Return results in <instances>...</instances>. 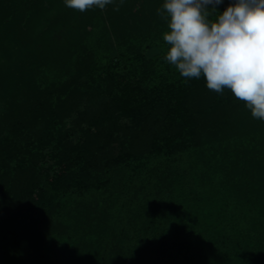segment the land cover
<instances>
[{
  "label": "trees",
  "instance_id": "obj_1",
  "mask_svg": "<svg viewBox=\"0 0 264 264\" xmlns=\"http://www.w3.org/2000/svg\"><path fill=\"white\" fill-rule=\"evenodd\" d=\"M163 3L0 0V264H264V120L165 59Z\"/></svg>",
  "mask_w": 264,
  "mask_h": 264
},
{
  "label": "clouds",
  "instance_id": "obj_2",
  "mask_svg": "<svg viewBox=\"0 0 264 264\" xmlns=\"http://www.w3.org/2000/svg\"><path fill=\"white\" fill-rule=\"evenodd\" d=\"M223 0H164L168 21L163 40L165 59L182 77L206 79L208 89H230L245 102L254 118L264 120V0H235L218 18L211 11ZM112 0H65L68 8L84 12L103 9Z\"/></svg>",
  "mask_w": 264,
  "mask_h": 264
}]
</instances>
